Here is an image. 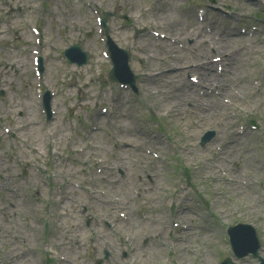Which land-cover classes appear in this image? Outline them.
I'll return each instance as SVG.
<instances>
[{
  "label": "rangeland",
  "instance_id": "obj_1",
  "mask_svg": "<svg viewBox=\"0 0 264 264\" xmlns=\"http://www.w3.org/2000/svg\"><path fill=\"white\" fill-rule=\"evenodd\" d=\"M143 2L145 3L142 4ZM119 4L120 8L115 10L116 14L109 18L108 24L109 27L111 24L116 25L117 21H120L118 14L125 12L129 14L130 23L135 25L130 32L125 30L117 31L119 39L125 38L123 40L125 44H120L129 50V63L137 76L138 93L135 96L128 88H120L106 83L101 86L94 80V77H99L101 73L104 75L108 66L106 61L103 60L104 56L101 52L99 56L100 60L94 58L92 55L90 63L82 67H76L74 64L61 59V49L69 43L82 40L90 48L93 44H101L96 27L90 25V22L96 24L93 9L110 11L114 10V6L117 7ZM229 5L232 6L231 11L230 13H226L224 8ZM197 7H190L187 0H0V33L2 32L0 36V75L11 82L8 86V94L14 97L15 113L13 114L18 120L20 119V123L23 125L19 135H17L15 128L12 126L11 131L14 132V136L11 137L4 132V128V133H2L0 123V134H2L0 135V148L4 164L0 168V173L2 176H6V174L12 175L17 173L21 167H23L27 175L34 171V175H30L26 181L27 187L31 190L37 188L41 192L38 201H44L46 204V207L42 204L35 206L34 217L43 215L46 220L50 221L51 228L57 227L55 230L49 232L48 239H46V236L41 232L42 222L36 218L35 222L37 224L33 225L36 232L29 234L22 232L21 235L15 234L16 237L26 240L23 243L21 241H16V243L17 246L20 244L24 245L30 251L32 259L42 260V257H47L57 264H95L97 259L101 258L102 260L104 252L107 251L110 257L103 260L102 264H155L146 263L143 257L145 250L156 252L158 249L150 233H148V230H151L153 225L152 223H147V214L143 209L147 204V202L144 203L146 194L143 189L152 184H145L147 181L145 177L140 179L142 185H139L136 181V176L137 174L144 175L143 166L152 165L157 166L158 170L164 175L173 173L166 166L167 164L164 161L166 157L162 152V147H165V149L173 148V140H170L165 130H156L158 127L156 123H143L142 118L148 108L152 110L156 119L160 117L167 118L168 124L175 129L173 133L174 138L178 137L179 134V130L176 129L177 124H180L183 133L189 131L190 144L195 145L193 149L198 152L202 160L201 168L193 169L190 172L192 180L198 182V188H194L191 185L187 190L183 191L187 195L183 197L180 194L176 199L175 209H178L183 202H191L198 198L201 193L207 191L209 193V201L215 205L209 207V211L221 214L225 222H230L233 219H245V221L251 222L264 230V204L261 206L254 204L260 205V200L255 196L254 190L260 192L264 197V175H252V183L255 188L251 192L248 189H244L243 192L239 193L228 185L232 183L229 173L227 177L212 179L213 172L204 173L203 171L208 162H215L219 165V154L222 151H226L227 153L228 147L225 140L232 134L230 129L233 126L231 124L235 123V121H237L238 127L241 126V130L244 127L246 128V138L249 140L252 133L264 135V127L260 123H257V129L251 130L248 124L243 122L244 116L251 115L260 117L264 123V24L254 23L262 31L255 34L254 50L250 53L245 51V58L237 68L239 74L249 75V72L252 70L258 72L257 76H254L256 78V82L253 85L254 89L251 90L242 103L236 101V107L229 106L223 110L224 114L227 113L231 116V120L228 121L226 127H220L221 136L214 142L215 145L221 147L219 154L214 151L208 152V147H205L214 138L204 146L199 145L201 135L206 130L212 129L213 123L210 125H207L206 122L198 123V112H194L191 103H183L182 109L176 113L168 111L166 106L162 105V97H158L154 93L155 91L145 89L142 73L138 72V70H143V65L152 67L161 66L160 58L164 57L162 53L166 50V46L162 41L152 42L146 39L145 31H142L136 37L135 27L140 30L145 29L143 24L146 23L149 28L158 32H164L165 30L156 24L155 21L164 23L168 18L165 12H168L178 19L180 21L178 23L180 24L190 25L195 22V28L200 27L202 35L207 36L209 32L216 29L214 33L218 37L223 36L225 38L226 34L237 33L239 36L236 38H239L243 34L240 32L241 25L237 24L239 16L236 15L234 10L240 11L243 14H254L257 9L264 11V0H217V4L207 10V20L204 23H200L196 17ZM45 14L50 21L45 20L42 24L44 36H49V41L45 42L42 48L44 54L42 81L50 89H57L58 91L54 99L56 114L53 115L48 123L45 122V118L40 112V100L36 98L38 88L35 86L34 82L36 79L31 67L33 55L31 50L35 48V45L30 32V26L33 25L31 20L39 19L41 15ZM244 21L248 22L247 28H249L252 22L248 19H244ZM146 32L154 36L148 29ZM86 34H89L88 38H86ZM247 36L246 39L249 41ZM196 37L197 34L195 37L188 38V42H191V40L193 42L197 41ZM244 40L245 38H243V42H245ZM135 44L138 46L146 44V48H142L138 52L142 60L141 66L134 63L136 53L132 46ZM186 45L187 40L182 39L177 41L174 48H183ZM199 48L201 46L188 48L184 53L187 56H194ZM54 49H57L55 55L53 53ZM6 67L10 68L5 69ZM182 76L186 80H190L188 74H183ZM99 80L103 82L104 77H101ZM47 81H49V84ZM4 85L6 87V83ZM109 89H112V92L103 95ZM232 89H239V87L235 85ZM114 96H117L119 101L125 103L126 110L131 113L130 118L123 125L118 115H116L113 120V126L106 119L100 120L99 123L102 126L100 133L91 136L89 140L92 143L99 142L100 144L97 149H94L96 152L95 157L101 158L105 164H110L114 168L116 166L114 185L111 188L108 184L97 188V191H105V195L100 196V202L103 203L95 204L94 210L87 207L88 212L86 214H82L81 212L79 214L70 213L69 205L74 203L71 198L77 201H85L86 197L84 194L78 193L74 188L68 187L65 189V193L69 198L71 197L70 200L57 206L61 203V191H63L64 185L61 179L63 176L61 171L63 169L62 164L55 158L53 152L60 154L61 150L65 149V146L59 140V143L57 141L54 142L53 136H49V134L53 133L51 131L53 130L69 139L74 133V119L83 108H88L92 111L94 119L92 126L95 125L94 104L99 106L100 113H102V106H105L108 110V101H112V97ZM254 99L257 100L255 105H252L251 108L245 107L248 101H253ZM17 104H20V109H18ZM56 105H58V108H56ZM33 107L36 110L34 115ZM117 107L120 108L119 102ZM67 117L71 118L69 123L65 121ZM33 119L38 123V126H30V121ZM89 132L90 130L86 135ZM112 132L114 138L110 141L109 138ZM42 136L43 140H41ZM118 139H121V142L124 143L120 144V140ZM262 141L264 144V139ZM129 142H144L151 151L160 154V160L154 158L151 153L147 154L146 152L135 150ZM252 143L257 150H261L259 142ZM57 145H59V149L56 151L55 147ZM84 146L83 140H80L76 146L77 151L83 153L82 160L94 163L91 151L84 149ZM177 151L175 150L176 153ZM258 156L260 159H264V152L260 151ZM117 157L126 158V163H119ZM185 164L191 166V163ZM236 164L233 161L231 165L235 167ZM241 165H245L244 160L241 161ZM97 168L99 169L95 171V179L99 178L101 180V165H98ZM173 170L178 172L176 165H173ZM218 170L228 172L227 168L223 165H219ZM195 173L197 177H195ZM58 174L59 176L55 180L56 187H54V181L52 182L51 178H54L53 176ZM98 175L100 176L98 177ZM151 176L154 180L153 175ZM44 179H48V181L44 183ZM244 180L242 179V182ZM11 182H13V179H11ZM170 184L171 181L168 179L160 186L164 187L167 191ZM134 189H138L140 197L134 195ZM110 200L114 202L111 203V206H108ZM170 203L171 201L167 203L163 214H150L151 216L149 217L153 216L156 219L154 221L156 226L154 227L155 232L153 233L161 231L166 219L171 215L172 212L168 209ZM89 214H92L91 219L94 221L86 228L84 226L85 218ZM104 214H109V217L115 222L112 231H108L105 225V221H108V219L104 217ZM120 214H124V217L119 216ZM200 216L201 214L198 213L192 214L191 217L194 219L191 223L192 226L190 229L185 230L188 233L182 232L175 234V236L180 240L185 235L187 239L190 238V242L195 241V245L203 249L204 244H209V240L213 238L210 232H213L216 226L214 224H207L208 230L203 227L198 229L197 224H201ZM0 217L2 220L4 219L1 213ZM8 217L13 222H17L14 220V217L9 215ZM25 217L29 218L27 212L25 213ZM163 220H165L164 223ZM26 222L30 221H23L22 223L25 227L19 226V230H26ZM164 230L165 233L163 234L168 240L167 243H172L174 235L169 234L166 229ZM197 236L200 239L202 238V240L197 242L195 240ZM145 238L149 239L148 243L144 242ZM91 239L95 240V250L89 248L91 246L88 240ZM225 239L224 234H219L215 241L214 253L219 259L224 257ZM149 241L153 242L150 243ZM0 245H3L7 249L9 244L3 237L0 239ZM103 248L106 249L103 250ZM260 250L264 252V240ZM124 254H126L125 257ZM59 257H62V259L58 260ZM4 258L0 254V261L3 262ZM187 258L192 260L191 264H195L193 261L194 255L189 253L185 259ZM2 262L0 264H3ZM236 262L238 264H257L256 260L249 257L236 260ZM13 264L33 263L30 260L20 262L18 259Z\"/></svg>",
  "mask_w": 264,
  "mask_h": 264
},
{
  "label": "bare ground",
  "instance_id": "obj_2",
  "mask_svg": "<svg viewBox=\"0 0 264 264\" xmlns=\"http://www.w3.org/2000/svg\"><path fill=\"white\" fill-rule=\"evenodd\" d=\"M174 48L171 47L170 50ZM217 51H221L226 55L223 57V64L226 66L228 63L230 66H235L241 60V55L236 53V51L231 50L229 45L217 42ZM196 58L191 59L195 60ZM190 62L187 60L182 54H176L173 59L164 63L163 67L160 68H151L148 67L147 70H143V75L145 79V86L147 89L150 88L151 84H154L155 87L158 89L159 93L162 94L165 98L166 107L170 108L171 112H178L181 109H176L180 106V104L185 100H192L197 103L198 107L201 108L202 116L198 119V121H213L217 123L221 120H228L227 114H222L219 111L220 108H225L223 102L218 99H207L203 100L196 92H195V85H187L181 77L178 75L179 71L175 73H169L170 70L178 67L180 65H184ZM195 70L198 72L199 81L202 83L208 82L209 87L217 85V89L220 90V95H226L230 92V85L232 81H236L237 77L233 76L231 82H226V75L224 72L221 75L214 74L212 66L206 64L205 66H199L198 64L195 67ZM215 98V96H214ZM112 114H117V109L112 111ZM118 117L120 119H125L128 117V114L125 113L123 110L118 112ZM220 135H218L219 137ZM230 148V154L226 155L225 153L222 154L221 157V165H225L229 167V164L234 161L238 160L241 154L244 155L246 160H249L250 163L253 162L252 160V152L251 149L245 145L238 142H228ZM119 163L123 164L126 162L124 157H117ZM252 170L256 171L257 168L253 167V164H250ZM206 173L213 172L215 175H218L217 166L214 164H210L206 166L205 169ZM229 175L231 176V187L235 190H240L242 188V179L246 176L245 170L242 168H238L237 170H229ZM248 183V180L247 182ZM5 187L7 190L10 189V186L4 182ZM186 217V215H183Z\"/></svg>",
  "mask_w": 264,
  "mask_h": 264
}]
</instances>
